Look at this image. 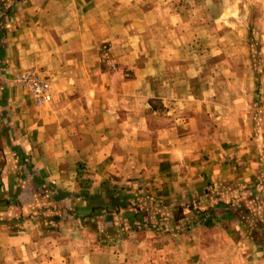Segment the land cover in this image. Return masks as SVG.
Here are the masks:
<instances>
[{
  "label": "crops",
  "instance_id": "crops-1",
  "mask_svg": "<svg viewBox=\"0 0 264 264\" xmlns=\"http://www.w3.org/2000/svg\"><path fill=\"white\" fill-rule=\"evenodd\" d=\"M221 1L0 0V264H264V0Z\"/></svg>",
  "mask_w": 264,
  "mask_h": 264
},
{
  "label": "rangeland",
  "instance_id": "rangeland-1",
  "mask_svg": "<svg viewBox=\"0 0 264 264\" xmlns=\"http://www.w3.org/2000/svg\"><path fill=\"white\" fill-rule=\"evenodd\" d=\"M202 1H204V2L205 1L206 2L211 1L215 5L223 2L221 0H200V3H201L200 6H203V4H204ZM242 7H244V6H242ZM200 17L202 20L207 21V15H205L204 17L199 15L198 18H200ZM246 37H248V39L250 40L249 34H247ZM201 40H202V37L199 36L198 37L199 42H177L178 44H174L171 42H170V44L167 42H162V44H163L162 47L159 49H156V50L154 48L155 46L150 47L154 44V42H152V43L147 42V44L150 43V46L146 45V47H145L146 54H148V55L160 54V55H163L165 57H168V59H165L167 61H164V62L162 60H160V62L154 61L152 63H149V65H151L152 67L157 66L158 70L161 73L178 72L177 74H179V76L183 71H186L187 69L191 68V66H193V69L196 71L202 70L203 64H201V59L198 58L196 60V59H194L195 56H199V55L202 56L203 54L206 55L207 53L213 54V55H208V56H216V55L220 54L221 53V51H220L221 42H215V41L201 42ZM225 43H228V44H226L227 46L222 47V51L225 52V53L222 52V54H225L226 57L230 58L233 61L241 60V58H244L245 56H251V54H255V48L253 46L252 47L250 46V44L253 42H248V41L246 42V39H245V42H243V43L239 42L235 45L234 44L229 45V42H225ZM171 57H172V61H169ZM230 65L236 66V64H234V62L230 63ZM238 65H241V64H238ZM211 66H213L214 70L216 71L218 66H220V65L214 64ZM252 69H254L253 65H252ZM165 80H166V82L171 81L168 79H165ZM180 81H183V80L179 79V82L177 81V83L179 84ZM197 81L201 82L202 80H201V78H199V79H197ZM216 81H217V79H214V81H211V82H216ZM230 81L232 82V80H230ZM177 86H180V84ZM231 86H233V85H231ZM178 99H179L178 103L181 101L185 102L186 96L180 95L178 97ZM156 209H157L156 211L159 212L160 209H162V208L157 206ZM166 210H167V208H166ZM159 214H162V213H159ZM160 228H161V230L165 229V227L162 225L160 226Z\"/></svg>",
  "mask_w": 264,
  "mask_h": 264
},
{
  "label": "built area",
  "instance_id": "built-area-1",
  "mask_svg": "<svg viewBox=\"0 0 264 264\" xmlns=\"http://www.w3.org/2000/svg\"><path fill=\"white\" fill-rule=\"evenodd\" d=\"M15 83L27 89L38 102H49L50 95L47 85L41 82L35 75L27 73L16 78Z\"/></svg>",
  "mask_w": 264,
  "mask_h": 264
}]
</instances>
